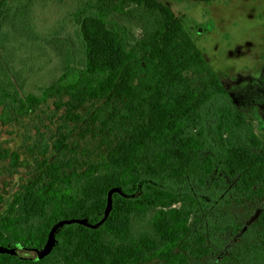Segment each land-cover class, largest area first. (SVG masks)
<instances>
[{"label": "trees", "instance_id": "trees-1", "mask_svg": "<svg viewBox=\"0 0 264 264\" xmlns=\"http://www.w3.org/2000/svg\"><path fill=\"white\" fill-rule=\"evenodd\" d=\"M174 17L164 0H0V125L58 119L0 211V246L51 247L0 264H264V151ZM3 158L20 164L0 143Z\"/></svg>", "mask_w": 264, "mask_h": 264}, {"label": "rangeland", "instance_id": "rangeland-1", "mask_svg": "<svg viewBox=\"0 0 264 264\" xmlns=\"http://www.w3.org/2000/svg\"><path fill=\"white\" fill-rule=\"evenodd\" d=\"M164 1L174 11L173 24L188 42L207 76L230 105L243 129L264 151V0ZM60 7L46 6L34 13V18L39 17L40 29L48 30L52 22L63 15L68 5L64 2L63 7ZM72 30L69 24L67 31L71 33ZM39 58L41 62L44 61L41 56ZM35 62L40 63L39 60ZM58 73V67L54 66H50L46 72H39L33 79V87L40 84L39 80L49 83ZM49 106L42 107L51 113L53 106ZM44 115L40 120L11 119L0 125L1 146L18 151L20 159L19 166L12 173L4 168L9 159H0V211L12 199L14 191L32 176L36 167L34 156L37 155L34 145L41 139L37 129L44 133L48 142L55 134L58 119ZM72 138L83 141L79 129ZM54 139L55 145L49 147L50 159H54L60 150L59 141L56 137ZM28 147L35 151L31 153ZM43 249L40 253L44 252ZM19 254L35 257L34 251L20 249Z\"/></svg>", "mask_w": 264, "mask_h": 264}, {"label": "flooded vegetation", "instance_id": "flooded-vegetation-1", "mask_svg": "<svg viewBox=\"0 0 264 264\" xmlns=\"http://www.w3.org/2000/svg\"><path fill=\"white\" fill-rule=\"evenodd\" d=\"M44 247H42V248H40V249H28V248H25V247H23L22 245H17L16 247H13V248H11V249H13V252H11V253H14V254H16L17 256H19V257H24V256H26V255H20L19 254V250L20 249H22V250H26V251H34L35 252V257L36 258H38V257H40L43 253H40V251L43 249ZM27 257H29V256H27Z\"/></svg>", "mask_w": 264, "mask_h": 264}, {"label": "water", "instance_id": "water-1", "mask_svg": "<svg viewBox=\"0 0 264 264\" xmlns=\"http://www.w3.org/2000/svg\"><path fill=\"white\" fill-rule=\"evenodd\" d=\"M51 237H52V234L50 235V237L48 239L47 245L43 249L44 252H41V253H43L42 255H44L48 251V249L51 247V244H52ZM0 250L7 251V252H13V249H9L7 247H2V246H0Z\"/></svg>", "mask_w": 264, "mask_h": 264}]
</instances>
